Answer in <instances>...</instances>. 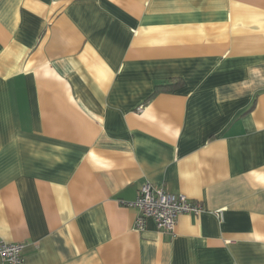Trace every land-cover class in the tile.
<instances>
[{
    "label": "crops",
    "instance_id": "0c3cea01",
    "mask_svg": "<svg viewBox=\"0 0 264 264\" xmlns=\"http://www.w3.org/2000/svg\"><path fill=\"white\" fill-rule=\"evenodd\" d=\"M145 183L205 211L138 231ZM0 242L264 264V0H0Z\"/></svg>",
    "mask_w": 264,
    "mask_h": 264
},
{
    "label": "built area",
    "instance_id": "2783aa9c",
    "mask_svg": "<svg viewBox=\"0 0 264 264\" xmlns=\"http://www.w3.org/2000/svg\"><path fill=\"white\" fill-rule=\"evenodd\" d=\"M129 207L138 210L136 227L145 231L147 221L153 220L159 231L175 234L177 222L182 215L199 216L204 206L189 199L184 194H171L163 188L145 183ZM24 245L21 243L0 242V259L2 264H24Z\"/></svg>",
    "mask_w": 264,
    "mask_h": 264
},
{
    "label": "trees",
    "instance_id": "16d2710c",
    "mask_svg": "<svg viewBox=\"0 0 264 264\" xmlns=\"http://www.w3.org/2000/svg\"><path fill=\"white\" fill-rule=\"evenodd\" d=\"M175 86V85H174ZM171 87H173V86H171Z\"/></svg>",
    "mask_w": 264,
    "mask_h": 264
}]
</instances>
